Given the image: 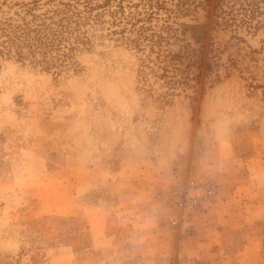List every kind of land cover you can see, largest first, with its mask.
Returning a JSON list of instances; mask_svg holds the SVG:
<instances>
[{"label": "rangeland", "instance_id": "1", "mask_svg": "<svg viewBox=\"0 0 264 264\" xmlns=\"http://www.w3.org/2000/svg\"><path fill=\"white\" fill-rule=\"evenodd\" d=\"M215 1L0 0L80 21L0 53V264H264V26Z\"/></svg>", "mask_w": 264, "mask_h": 264}, {"label": "trees", "instance_id": "2", "mask_svg": "<svg viewBox=\"0 0 264 264\" xmlns=\"http://www.w3.org/2000/svg\"><path fill=\"white\" fill-rule=\"evenodd\" d=\"M103 2L97 5L101 6ZM120 8H122L121 5H119ZM214 8L215 24L246 30H255L264 26V17H261L264 15V0H216ZM139 19L140 17L136 14L127 21L133 25ZM54 23V27L44 22L34 26L28 22L4 23L0 27V53L3 49L8 51L13 49L17 54L24 51L34 55L39 52L46 59L49 52L54 50L53 56L63 60L72 49L74 40L79 39L80 21L78 17L62 16Z\"/></svg>", "mask_w": 264, "mask_h": 264}]
</instances>
